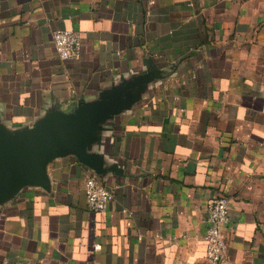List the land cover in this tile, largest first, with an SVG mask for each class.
I'll use <instances>...</instances> for the list:
<instances>
[{
	"label": "crops",
	"instance_id": "0c3cea01",
	"mask_svg": "<svg viewBox=\"0 0 264 264\" xmlns=\"http://www.w3.org/2000/svg\"><path fill=\"white\" fill-rule=\"evenodd\" d=\"M57 29L81 35L79 58H60ZM146 68L161 78L103 135L118 171L53 161L50 190L0 205V264H211L204 235L219 195L227 264H264V0H0L11 129ZM90 176L114 194L104 212L86 204Z\"/></svg>",
	"mask_w": 264,
	"mask_h": 264
},
{
	"label": "water",
	"instance_id": "95a60500",
	"mask_svg": "<svg viewBox=\"0 0 264 264\" xmlns=\"http://www.w3.org/2000/svg\"><path fill=\"white\" fill-rule=\"evenodd\" d=\"M161 73L146 68L101 92L82 99L71 111L50 108L33 124L11 129L0 115V205L31 186L51 189L49 165L57 158L75 156L101 176L118 171V164L102 151L105 132L116 116L139 102Z\"/></svg>",
	"mask_w": 264,
	"mask_h": 264
},
{
	"label": "built area",
	"instance_id": "2783aa9c",
	"mask_svg": "<svg viewBox=\"0 0 264 264\" xmlns=\"http://www.w3.org/2000/svg\"><path fill=\"white\" fill-rule=\"evenodd\" d=\"M57 53L62 59H76L81 56V35L72 29H57L53 35ZM85 197L88 208L104 212L114 199V194L97 177L90 176L85 182ZM229 221L227 197L216 196L208 201V228L204 235L206 255L211 264H227L228 242L223 228ZM98 247V245H96Z\"/></svg>",
	"mask_w": 264,
	"mask_h": 264
}]
</instances>
